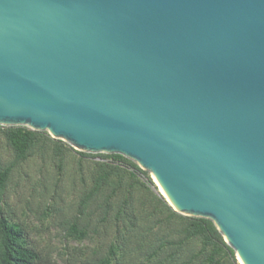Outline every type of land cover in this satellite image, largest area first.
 Returning a JSON list of instances; mask_svg holds the SVG:
<instances>
[{"label":"water","instance_id":"obj_1","mask_svg":"<svg viewBox=\"0 0 264 264\" xmlns=\"http://www.w3.org/2000/svg\"><path fill=\"white\" fill-rule=\"evenodd\" d=\"M0 126L124 156L264 264V0H0Z\"/></svg>","mask_w":264,"mask_h":264},{"label":"trees","instance_id":"obj_2","mask_svg":"<svg viewBox=\"0 0 264 264\" xmlns=\"http://www.w3.org/2000/svg\"><path fill=\"white\" fill-rule=\"evenodd\" d=\"M0 130L15 159L12 166L0 164L2 195L13 168L32 157L52 158L62 175L70 152L88 160L86 166L77 161L73 176L80 186L79 200L65 221L66 230L79 242L102 232L112 238L104 250L82 253L68 264H238L212 221L177 213L157 191L150 173L133 161L118 154L75 151L45 132ZM26 235L23 225L0 215V264H60L31 245Z\"/></svg>","mask_w":264,"mask_h":264},{"label":"rangeland","instance_id":"obj_3","mask_svg":"<svg viewBox=\"0 0 264 264\" xmlns=\"http://www.w3.org/2000/svg\"><path fill=\"white\" fill-rule=\"evenodd\" d=\"M70 156L63 175L52 158H30L13 168L7 190L3 195L0 193V215L23 225L30 244L50 254L60 264H68L82 253L90 255L94 250H104L112 238L102 232L91 240L79 242L68 235L65 221L79 200L80 186H75L73 176L78 169L77 161L88 165V160L76 152H70ZM14 161V154L0 130V164L6 168ZM236 259L241 264L237 256Z\"/></svg>","mask_w":264,"mask_h":264},{"label":"bare ground","instance_id":"obj_4","mask_svg":"<svg viewBox=\"0 0 264 264\" xmlns=\"http://www.w3.org/2000/svg\"><path fill=\"white\" fill-rule=\"evenodd\" d=\"M161 190V189H160ZM162 193H163V191H162ZM164 194V193H163ZM241 263V262H240ZM242 264V263H241Z\"/></svg>","mask_w":264,"mask_h":264}]
</instances>
